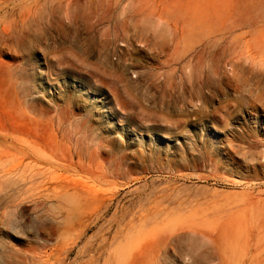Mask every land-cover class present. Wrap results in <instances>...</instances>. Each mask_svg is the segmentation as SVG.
<instances>
[{"label":"rangeland","instance_id":"1","mask_svg":"<svg viewBox=\"0 0 264 264\" xmlns=\"http://www.w3.org/2000/svg\"><path fill=\"white\" fill-rule=\"evenodd\" d=\"M4 175L0 264H264V0H0Z\"/></svg>","mask_w":264,"mask_h":264},{"label":"bare ground","instance_id":"2","mask_svg":"<svg viewBox=\"0 0 264 264\" xmlns=\"http://www.w3.org/2000/svg\"><path fill=\"white\" fill-rule=\"evenodd\" d=\"M185 43H186V42H185ZM185 43H184V44H185ZM27 165H28V164H27ZM27 165H26V166H27ZM31 165H32V164H31ZM15 166H16V165H15ZM15 166H14V167H15ZM30 167H31V166H30ZM26 168H28V167H26ZM14 172H15V169H14V168H11V169H9V171H8L6 174H8V175H12V174H13V175H14ZM17 172H18V171H17ZM19 172H20V171H19ZM19 172L16 174L17 176H18ZM27 174H28V173H27ZM31 174H32V172H31ZM31 174H29V176H30ZM22 175H23V174H22ZM33 175H35V174H33ZM14 177H15V176H14ZM22 177H23V176H22ZM25 177H26V176H25ZM9 178H10V177H9ZM11 178H13V177H11ZM17 179H18V180L21 179V176H19V178H17ZM25 179H26V178H25ZM22 181H24V180H22ZM22 181H21V182H22ZM33 182H34V181H33ZM5 183H6V184L8 183V184H13V185H14V184H15V181L12 180V179H7V177H6L5 175H4V176H1V177H0V185H3V184H5ZM196 248H197V247H196ZM210 250H211V249H210ZM213 250H214V248H213ZM208 258H209V256H208Z\"/></svg>","mask_w":264,"mask_h":264}]
</instances>
